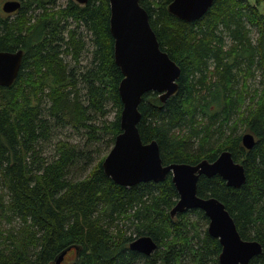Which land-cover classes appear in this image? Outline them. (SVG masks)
<instances>
[{
	"label": "trees",
	"instance_id": "obj_1",
	"mask_svg": "<svg viewBox=\"0 0 264 264\" xmlns=\"http://www.w3.org/2000/svg\"><path fill=\"white\" fill-rule=\"evenodd\" d=\"M20 1L14 17L0 13V50H23L15 81L0 86V264H54L67 247V264H219L202 210L170 216L178 199L170 173L125 187L103 172L108 152L92 161L121 131L109 0ZM170 1L139 0L180 68L166 101L142 95L140 137L157 142L165 165L213 161L224 149L243 164L240 187L199 175L196 191L221 201L241 238L261 244L248 264H264V0H214L193 21L169 13ZM59 125L86 129L88 141L57 139L47 155L43 144ZM239 128L254 136L251 149ZM90 141L94 149H85ZM142 235L157 244L148 256L129 249Z\"/></svg>",
	"mask_w": 264,
	"mask_h": 264
},
{
	"label": "water",
	"instance_id": "obj_2",
	"mask_svg": "<svg viewBox=\"0 0 264 264\" xmlns=\"http://www.w3.org/2000/svg\"><path fill=\"white\" fill-rule=\"evenodd\" d=\"M85 4L88 0H74ZM214 0H171L167 5L169 13L184 21L201 18L212 6ZM2 11L12 13L20 8L16 0H7ZM109 32L113 38V57L122 78L118 92L122 102L119 115L120 132L115 136L112 147L104 157L101 166L106 176L121 186H133L139 182H159L171 174V180L178 199L169 213L174 217L185 210L198 208L208 218L207 232L218 239L221 246L219 264H248L261 252L256 240L241 238L235 223L224 204L213 196L197 195L199 175H218L230 187H240L246 180L243 164L235 161L228 149L222 150L213 161L202 159L196 164H163L155 140L142 142L138 130L141 118L138 109L142 95L152 91L162 102L178 91L179 66L163 51L149 23L147 11L139 0H109ZM23 58V50H0V86H10L16 79ZM242 146L251 149L255 138L250 132L241 135ZM71 247L59 252L54 264H62ZM73 248L77 249L74 245ZM156 242L148 235H142L129 243V249L152 254ZM156 264H164L157 262Z\"/></svg>",
	"mask_w": 264,
	"mask_h": 264
},
{
	"label": "rangeland",
	"instance_id": "obj_3",
	"mask_svg": "<svg viewBox=\"0 0 264 264\" xmlns=\"http://www.w3.org/2000/svg\"><path fill=\"white\" fill-rule=\"evenodd\" d=\"M5 1H7V0H0V13H5L2 11V8H1ZM16 1H18L21 4L20 0H16ZM247 1L251 4H255V0H247ZM58 3L61 5H64L65 0H58ZM257 7H258L259 11L264 14V1H262ZM15 13H16V11L12 12V13H5V14H10V17H14ZM256 35H257L256 31L254 29H252V31H251L252 38L254 39ZM86 59H87V55L85 53L82 56V63H85ZM258 79L259 78L257 76L256 81H258ZM106 108H107L108 112L105 114L104 117H105V119L109 120L114 116V110L110 107V105H107ZM96 116L98 118L96 120V123H97V121L100 119V116H99V114H96ZM243 132H244L243 129H241V128L238 129L239 134H241ZM57 139H68L69 141H71L73 143H76L78 145H83L84 143H86L88 141V134L86 133V129L81 128L80 130H76V129L72 128L70 125H59L57 127H54L52 138L48 142H45L43 144L44 151L47 155H50L52 153L53 144ZM88 143H89V146H87L85 149H94L95 144H93V142H91V141ZM108 144L110 145L108 147V149L105 148V143H102V145L100 147L101 150L99 153L91 152V155L93 157L92 161H95L96 159L100 158V156H102L105 152H109L113 143L108 142ZM118 223L120 225V221Z\"/></svg>",
	"mask_w": 264,
	"mask_h": 264
},
{
	"label": "flooded vegetation",
	"instance_id": "obj_4",
	"mask_svg": "<svg viewBox=\"0 0 264 264\" xmlns=\"http://www.w3.org/2000/svg\"><path fill=\"white\" fill-rule=\"evenodd\" d=\"M66 255V254H65ZM65 257V256H64ZM69 262V260L65 259L63 260L62 264H67Z\"/></svg>",
	"mask_w": 264,
	"mask_h": 264
}]
</instances>
